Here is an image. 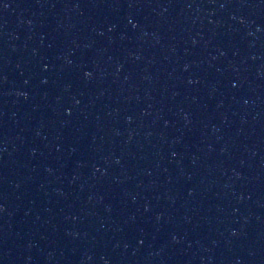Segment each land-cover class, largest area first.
I'll list each match as a JSON object with an SVG mask.
<instances>
[{
	"label": "water",
	"instance_id": "1",
	"mask_svg": "<svg viewBox=\"0 0 264 264\" xmlns=\"http://www.w3.org/2000/svg\"><path fill=\"white\" fill-rule=\"evenodd\" d=\"M0 264H264V0H0Z\"/></svg>",
	"mask_w": 264,
	"mask_h": 264
},
{
	"label": "clouds",
	"instance_id": "2",
	"mask_svg": "<svg viewBox=\"0 0 264 264\" xmlns=\"http://www.w3.org/2000/svg\"><path fill=\"white\" fill-rule=\"evenodd\" d=\"M87 75V74H86Z\"/></svg>",
	"mask_w": 264,
	"mask_h": 264
}]
</instances>
